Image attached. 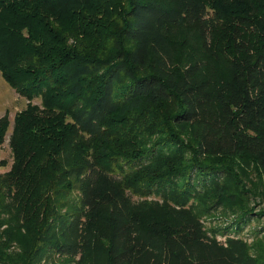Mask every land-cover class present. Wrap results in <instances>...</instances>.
I'll list each match as a JSON object with an SVG mask.
<instances>
[{
    "label": "trees",
    "instance_id": "16d2710c",
    "mask_svg": "<svg viewBox=\"0 0 264 264\" xmlns=\"http://www.w3.org/2000/svg\"><path fill=\"white\" fill-rule=\"evenodd\" d=\"M0 73L28 100L0 173V264H89L86 234L104 264H264L197 209L134 201L197 193L243 219L264 199V0H0Z\"/></svg>",
    "mask_w": 264,
    "mask_h": 264
},
{
    "label": "rangeland",
    "instance_id": "374dc122",
    "mask_svg": "<svg viewBox=\"0 0 264 264\" xmlns=\"http://www.w3.org/2000/svg\"><path fill=\"white\" fill-rule=\"evenodd\" d=\"M185 37L186 43L195 42L191 35H185ZM32 101L36 104L40 103L38 98ZM27 102L28 100L8 85L0 73V117L7 112L10 121L4 140L0 143V173L8 171L12 162L8 140L12 129L13 117L16 112L25 107ZM222 179L223 177L220 176V180ZM249 180L255 181V176L252 172H250V175L248 172V177L246 179L247 187L250 189L252 184ZM252 194L248 204L249 207H251L252 213L243 219L238 218L239 213L235 211L237 210L236 206L231 207V205L227 203L214 209H205L210 201H204L202 196L197 193L194 197L188 199L182 206V203L162 199V197L155 195L134 197V201L139 202L147 200V202H157L159 205L167 203L174 209L190 207L192 209H197L196 216H198L203 228L208 231H215L217 233L216 237L219 240H224L226 236L224 234L227 233L230 234L228 236H238L248 244L251 254H260L264 256V199H262L258 193ZM68 196L73 201L75 192H70ZM65 210H67L66 207H63L61 212ZM86 236L89 237V245L88 249H86L84 261L89 264H104L103 256L105 243L102 239L95 236H88V234H86ZM17 249L15 245L10 246L12 252H15ZM78 259V256L74 258H63L48 252L42 256V259L39 260L37 264H78Z\"/></svg>",
    "mask_w": 264,
    "mask_h": 264
}]
</instances>
